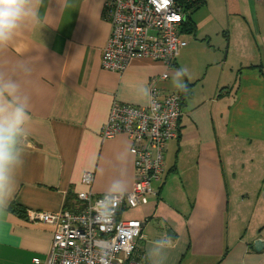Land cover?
I'll use <instances>...</instances> for the list:
<instances>
[{
	"label": "crops",
	"instance_id": "obj_1",
	"mask_svg": "<svg viewBox=\"0 0 264 264\" xmlns=\"http://www.w3.org/2000/svg\"><path fill=\"white\" fill-rule=\"evenodd\" d=\"M104 1L38 0L39 18L0 53V71L14 73L31 98L24 165L0 215V264L46 259L53 229L30 223L28 211L76 209L79 193L104 195L121 168L127 193L133 190L132 140L101 132L115 102L149 105L142 85L156 79L162 93L181 92L172 85L181 68L189 91L180 135L167 143L164 173L152 184L157 195L124 210L122 219L143 223L144 264L150 242L164 236L174 245L166 264H264V0H205L191 15L195 32L182 35L188 46L168 80L160 79L166 66L148 58L123 73L101 68L112 29ZM216 27L220 40L211 34ZM20 64L29 75L15 71ZM86 173L94 175L91 185L82 183Z\"/></svg>",
	"mask_w": 264,
	"mask_h": 264
},
{
	"label": "built area",
	"instance_id": "obj_2",
	"mask_svg": "<svg viewBox=\"0 0 264 264\" xmlns=\"http://www.w3.org/2000/svg\"><path fill=\"white\" fill-rule=\"evenodd\" d=\"M104 17L112 29L101 57L103 70L123 73L133 60L148 58L163 63L167 72L160 79H169L177 56L188 46L182 38L186 14L177 0H105ZM150 89L152 102L147 107L115 102L101 132L104 139L124 133L132 140L130 152L136 165L133 190L108 219L98 218L94 206L103 195L92 191L77 195L79 206L74 210L28 211L30 223L53 229L46 259L34 258V264H102V254L108 264H144L139 257L143 223L123 220L122 213L157 195L152 184L164 173L167 143L180 135L183 108L180 92L162 93L156 79ZM93 181L92 173L84 174V185Z\"/></svg>",
	"mask_w": 264,
	"mask_h": 264
},
{
	"label": "clouds",
	"instance_id": "obj_3",
	"mask_svg": "<svg viewBox=\"0 0 264 264\" xmlns=\"http://www.w3.org/2000/svg\"><path fill=\"white\" fill-rule=\"evenodd\" d=\"M38 0H0V53L7 51L23 26L37 20ZM15 71L29 75L31 69L17 65ZM186 69H178L172 79L173 87L186 90L183 77ZM141 99L152 102L151 89L147 84L139 88ZM30 95L14 73L0 71V215L4 214L15 193L17 175L24 165L25 146L30 135ZM120 164L127 160V154L117 156ZM125 170L108 184L103 198L96 202L94 210L98 218H111L125 197L128 186ZM174 247L167 236L150 242L146 258L148 264H166L168 253ZM102 264H108L107 256L101 255Z\"/></svg>",
	"mask_w": 264,
	"mask_h": 264
},
{
	"label": "trees",
	"instance_id": "obj_4",
	"mask_svg": "<svg viewBox=\"0 0 264 264\" xmlns=\"http://www.w3.org/2000/svg\"><path fill=\"white\" fill-rule=\"evenodd\" d=\"M177 2L183 6L185 14H186V23L184 24V31L188 33H194L195 27L192 23L191 15L198 10L204 3L205 0H177ZM189 88L187 87L186 90L181 91L182 98L188 95ZM65 209L67 210H74L69 204L66 205ZM18 207L16 205H12L10 207V211L14 213H18Z\"/></svg>",
	"mask_w": 264,
	"mask_h": 264
},
{
	"label": "rangeland",
	"instance_id": "obj_5",
	"mask_svg": "<svg viewBox=\"0 0 264 264\" xmlns=\"http://www.w3.org/2000/svg\"><path fill=\"white\" fill-rule=\"evenodd\" d=\"M200 15L203 16V15H204V12H200ZM216 32H217V35H215ZM211 34H212L213 39L215 38L216 40H218L219 38H222V37H223L224 32L221 31L219 28L216 27L213 31H211ZM188 37H189V36H188ZM191 38H192V37H191ZM219 40H220V39H219ZM223 41H224V43H225L226 49H227V47H228V50H229V45H230L229 40L224 39ZM227 55H228V54H227V51H226L225 54H224V57L227 56Z\"/></svg>",
	"mask_w": 264,
	"mask_h": 264
},
{
	"label": "water",
	"instance_id": "obj_6",
	"mask_svg": "<svg viewBox=\"0 0 264 264\" xmlns=\"http://www.w3.org/2000/svg\"><path fill=\"white\" fill-rule=\"evenodd\" d=\"M261 246H262L261 242H258V243H257V247L259 248V247H261Z\"/></svg>",
	"mask_w": 264,
	"mask_h": 264
}]
</instances>
